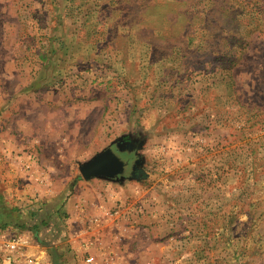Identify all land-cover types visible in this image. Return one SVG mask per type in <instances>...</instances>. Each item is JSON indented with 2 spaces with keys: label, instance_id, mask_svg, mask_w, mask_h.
Masks as SVG:
<instances>
[{
  "label": "rangeland",
  "instance_id": "rangeland-1",
  "mask_svg": "<svg viewBox=\"0 0 264 264\" xmlns=\"http://www.w3.org/2000/svg\"><path fill=\"white\" fill-rule=\"evenodd\" d=\"M6 209L15 264H264V0H0Z\"/></svg>",
  "mask_w": 264,
  "mask_h": 264
},
{
  "label": "water",
  "instance_id": "water-1",
  "mask_svg": "<svg viewBox=\"0 0 264 264\" xmlns=\"http://www.w3.org/2000/svg\"><path fill=\"white\" fill-rule=\"evenodd\" d=\"M125 162L112 150L107 148L81 165V173L88 179L94 176L114 178L124 173Z\"/></svg>",
  "mask_w": 264,
  "mask_h": 264
},
{
  "label": "built area",
  "instance_id": "built-area-1",
  "mask_svg": "<svg viewBox=\"0 0 264 264\" xmlns=\"http://www.w3.org/2000/svg\"><path fill=\"white\" fill-rule=\"evenodd\" d=\"M27 240L18 234L10 235L4 245L0 246V264H15L19 261L20 253L25 247ZM94 257L88 256L86 262H92Z\"/></svg>",
  "mask_w": 264,
  "mask_h": 264
},
{
  "label": "flooded vegetation",
  "instance_id": "flooded-vegetation-1",
  "mask_svg": "<svg viewBox=\"0 0 264 264\" xmlns=\"http://www.w3.org/2000/svg\"><path fill=\"white\" fill-rule=\"evenodd\" d=\"M112 150L125 162L124 173L131 170L134 166V160L130 154L124 151H120L117 147H112Z\"/></svg>",
  "mask_w": 264,
  "mask_h": 264
},
{
  "label": "trees",
  "instance_id": "trees-1",
  "mask_svg": "<svg viewBox=\"0 0 264 264\" xmlns=\"http://www.w3.org/2000/svg\"><path fill=\"white\" fill-rule=\"evenodd\" d=\"M0 228H5L6 224L13 223L15 221V212L12 209H6V211L0 212V222H2Z\"/></svg>",
  "mask_w": 264,
  "mask_h": 264
},
{
  "label": "crops",
  "instance_id": "crops-1",
  "mask_svg": "<svg viewBox=\"0 0 264 264\" xmlns=\"http://www.w3.org/2000/svg\"><path fill=\"white\" fill-rule=\"evenodd\" d=\"M41 260H46V258L45 257H43V255H42V259Z\"/></svg>",
  "mask_w": 264,
  "mask_h": 264
}]
</instances>
